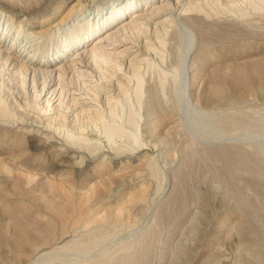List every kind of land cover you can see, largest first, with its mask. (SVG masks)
I'll use <instances>...</instances> for the list:
<instances>
[{"label":"rangeland","instance_id":"obj_1","mask_svg":"<svg viewBox=\"0 0 264 264\" xmlns=\"http://www.w3.org/2000/svg\"><path fill=\"white\" fill-rule=\"evenodd\" d=\"M77 1L0 0L11 37L46 33L29 58L0 44V264H264V0H191L194 23L135 0L53 60L114 0Z\"/></svg>","mask_w":264,"mask_h":264},{"label":"bare ground","instance_id":"obj_2","mask_svg":"<svg viewBox=\"0 0 264 264\" xmlns=\"http://www.w3.org/2000/svg\"><path fill=\"white\" fill-rule=\"evenodd\" d=\"M86 2V0H78L77 2H75L73 4V6L71 7V9H73V11H79L80 9L84 8L85 5L82 4L81 2ZM133 1L135 0H114L112 1L111 3L105 5V7L101 8L100 10L97 11V13L92 17L91 20L89 21H86V24L88 25L89 22H91L90 24V27H89V32H87V34H84L83 37H75L73 38L70 34L67 35V37L63 40V41H59V45L61 46V51H57L55 53L54 56H51V58L54 60V57L55 59L57 58H60V57H66V55L71 52V51H76L77 48L79 46L83 47L84 44L89 41L90 39H92L96 34H98L100 31H102L104 28L106 27H109L106 32H111L112 29L116 26H119L123 23V18L126 17L128 14L130 16H139V14L141 13H138V11H134L138 8L139 4L140 3H145L144 7H145V10H148L149 7H146L147 6V3H151L153 2V0H140L139 1V4L137 5H134L133 4ZM188 2L186 4H184V8L183 9V16L185 20H189L190 22L194 21L196 22L197 19H198V16H196V14H188L189 12H194V11H199V9L197 8L198 6L195 4V3H191V0H187ZM211 3H216L217 0H209ZM232 0H230L229 2H231ZM159 1H157L158 3ZM123 7L119 8V10H117V6H121L123 5ZM156 4V3H155ZM154 5V4H153ZM186 6V7H185ZM98 8V7H96ZM151 8V7H150ZM169 8H172L171 6L167 5H162L161 9H159V13H164V12H169ZM239 12V11H238ZM187 13V14H186ZM241 14V13H240ZM4 15V14H3ZM7 15V14H6ZM73 15V14H72ZM4 19H5V16H4ZM86 19L88 20L89 19V16L86 17ZM72 20V19H71ZM96 20V21H95ZM174 20V19H173ZM13 21V20H12ZM95 21V22H94ZM170 21L171 19L169 18L168 20H164L165 22V25H169L170 24ZM41 22V21H40ZM43 22V21H42ZM67 22V21H66ZM136 23V21H134ZM193 22V23H194ZM1 23V22H0ZM62 23L63 21H59L57 22L56 24L53 25L52 28L56 29L57 27H61L62 26ZM5 24L6 27H4L3 25ZM2 23L0 25V44H4L6 43V40L9 39L10 37V42L12 44V46H14L15 42L17 40H20L19 38H21V42L16 46L17 48H20L18 51H14L13 54L16 55V58L18 57H21L22 54H25L24 56L28 55V58H29V54L32 50V47H34V45H39L41 44V41H38L39 38L43 37L46 35L43 34V33H38V32H34V31H30L28 32L29 30L35 28L36 26L40 28L41 25H36V22L34 23H31L30 27L27 29V30H24V28L22 27V24H23V20L21 21V23H19L18 27L16 28V33L15 35H13L11 37V30L14 29V25L13 23L11 22V20H9V17L5 20V23ZM115 24V25H114ZM29 25V24H28ZM113 25V26H112ZM52 26V25H51ZM85 26V25H84ZM110 26H112L110 28ZM36 27V28H37ZM66 27V26H65ZM82 27V26H80ZM57 28V31L59 30ZM128 28L130 30H133L134 29V25L130 24L128 26ZM166 29L167 27L164 29L165 31V35H166ZM45 30V29H44ZM43 31V30H42ZM40 31V32H42ZM13 32V31H12ZM49 33V32H48ZM114 37L115 34H113L112 32L110 33V37ZM112 37V38H113ZM50 38V37H49ZM99 38V37H98ZM49 40V39H48ZM52 40V39H50ZM49 42V41H48ZM51 44V43H50ZM48 46H50L49 44H47ZM46 46V45H45ZM162 46V45H161ZM44 47V46H43ZM145 51L146 52H149V51H152V47L150 44H146L145 46ZM143 47V48H144ZM12 48V47H11ZM38 48V47H37ZM7 51V50H6ZM11 51V50H10ZM93 52L96 51V49H93L92 50ZM91 51V52H92ZM42 52V51H41ZM9 53V52H8ZM7 52L5 54H1V51H0V55H2V58H6V61H8V54ZM77 53V52H76ZM41 54V53H40ZM33 55V54H32ZM31 55V56H32ZM68 56V55H67ZM34 57V55H33ZM39 57V56H38ZM43 58V59H42ZM45 58L46 56L44 55H40V59L39 61L37 60V65L40 66V63L42 64L41 66H46L44 61H45ZM48 59V58H47ZM75 59V58H74ZM146 59V58H145ZM145 59H140V60H145ZM42 60V62H41ZM131 62V61H130ZM160 62V61H159ZM7 63V62H6ZM23 65V64H22ZM20 66L21 69H23V72H27V68L28 67H23V66ZM147 66L149 67V65L147 64ZM45 73V72H44ZM48 73V72H47ZM24 74V73H23ZM25 75V74H24ZM23 75V76H24ZM44 77H46L44 80H43V83H42V88L41 90L45 87V81L46 79L48 78V74L45 73ZM51 76H49L50 78ZM160 78V77H159ZM24 80V79H23ZM22 80V81H23ZM21 81V82H22ZM25 81V80H24ZM52 81V78L51 80ZM162 81V80H161ZM23 83V82H22ZM160 83V82H159ZM161 85V84H160ZM141 87V83L140 81H137V86H136V91H139ZM162 87V85H161ZM121 88V87H120ZM100 90L99 89L96 94L98 95L100 93ZM152 91V90H151ZM2 92H3V87H2V84H0V118L1 117H9L10 116V112H11V109H10V104H8L7 102V99H3L2 97ZM6 92V91H5ZM120 93V92H119ZM10 96V94H9ZM153 96V95H152ZM153 98V97H152ZM48 103V102H47ZM107 103L113 107L115 106L116 101L114 102H108ZM13 105V104H12ZM14 105H15V102H14ZM48 108L45 109V112L48 113L47 111H50L51 108L49 107V105L47 106ZM94 117H95V114H94ZM98 117V116H97ZM96 119V118H95ZM98 119L100 120V117H98ZM24 122V121H23ZM102 122V126H103V135L105 136V138L107 140H111L115 135L117 136H122L124 134V131H121L117 128H115L114 126H111V125H106L105 123H103V120L101 121ZM38 125V124H37ZM38 127V126H36ZM117 127V126H116ZM69 138H73L72 136H68ZM33 139V138H31ZM76 139V138H75ZM78 140H80V138H77ZM83 140V139H82ZM81 140V141H82ZM223 152V151H222ZM220 155V154H219Z\"/></svg>","mask_w":264,"mask_h":264}]
</instances>
